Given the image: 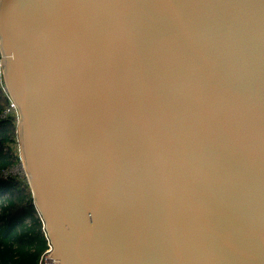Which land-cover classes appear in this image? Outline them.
Listing matches in <instances>:
<instances>
[{
	"label": "water",
	"instance_id": "1",
	"mask_svg": "<svg viewBox=\"0 0 264 264\" xmlns=\"http://www.w3.org/2000/svg\"><path fill=\"white\" fill-rule=\"evenodd\" d=\"M0 60L53 264H264V0H0Z\"/></svg>",
	"mask_w": 264,
	"mask_h": 264
},
{
	"label": "trees",
	"instance_id": "2",
	"mask_svg": "<svg viewBox=\"0 0 264 264\" xmlns=\"http://www.w3.org/2000/svg\"><path fill=\"white\" fill-rule=\"evenodd\" d=\"M7 103L0 90V114ZM18 166L16 119L0 117V264H40L49 242L26 176H4Z\"/></svg>",
	"mask_w": 264,
	"mask_h": 264
},
{
	"label": "built area",
	"instance_id": "3",
	"mask_svg": "<svg viewBox=\"0 0 264 264\" xmlns=\"http://www.w3.org/2000/svg\"><path fill=\"white\" fill-rule=\"evenodd\" d=\"M0 90L8 98L7 106L5 107V109L0 114V117L5 118V117H8V116H13V117H15V119L17 121V119L19 117V112H18V109H17V106H16L15 102L12 101V99L9 97V95L7 93V90H6V87L4 85L3 68H2V65H1V60H0ZM21 166L22 165L20 163V166H18V167H21ZM12 170H14V168H11L9 170V172H5L4 176H7L9 173L14 174V172H12ZM49 252H50V246L46 250L44 255H42V259H41L40 264H53L51 260H48Z\"/></svg>",
	"mask_w": 264,
	"mask_h": 264
},
{
	"label": "rangeland",
	"instance_id": "4",
	"mask_svg": "<svg viewBox=\"0 0 264 264\" xmlns=\"http://www.w3.org/2000/svg\"><path fill=\"white\" fill-rule=\"evenodd\" d=\"M12 172H14V174H16V173H22V172L24 173L22 166L21 167L14 168V170H12ZM24 175H25V173H24Z\"/></svg>",
	"mask_w": 264,
	"mask_h": 264
}]
</instances>
